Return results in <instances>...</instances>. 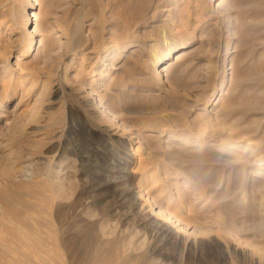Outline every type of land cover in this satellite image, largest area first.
<instances>
[{"label": "rangeland", "instance_id": "1", "mask_svg": "<svg viewBox=\"0 0 264 264\" xmlns=\"http://www.w3.org/2000/svg\"><path fill=\"white\" fill-rule=\"evenodd\" d=\"M25 5L0 0V231H45L19 263L264 264V0H37L30 55ZM140 187L192 233L148 251Z\"/></svg>", "mask_w": 264, "mask_h": 264}, {"label": "bare ground", "instance_id": "2", "mask_svg": "<svg viewBox=\"0 0 264 264\" xmlns=\"http://www.w3.org/2000/svg\"><path fill=\"white\" fill-rule=\"evenodd\" d=\"M216 1H218V0H216ZM25 2H26V5H25V10H28L29 8H31V10H33V14L32 15H34V18H35V25L33 24V22H32V18H31V16L32 15H30V19L29 20H26L25 22H24V26H23V28H24V32L27 34V36H28V40H27V42H26V47H25V49H24V55H30V54H33L36 50H37V46H36V42H37V39H36V34H37V29H38V27L40 26V17H39V12L37 11V9L35 8V6H36V4H37V0H25ZM29 13H30V11H29ZM29 13L26 15L27 17L29 16ZM34 25V26H33ZM178 43V42H177ZM175 43V44H173V45H171L170 47H168V48H166V49H164V51L162 52V54L161 55H159V56H157L156 58H155V64H157L159 61H160V63H163V66L165 65V64H167V62H168V60H170V58H174V56L176 55V59H175V61L174 62H171L172 64L173 63H175V62H177L176 64H180L181 62H183V61H185L189 56H190V54L191 53H193L194 51H195V44L194 45H191V46H187V47H184V48H181V49H178V44H180V43ZM106 55H107V53H106ZM158 72V74H160V73H162V72H164V71H160V70H158L157 71ZM82 89H84V90H86V92H87V94H93V98H94V100H95V102H96V106L98 107V109H100V111L101 112H108V113H110L109 112V110H108V108H107V106L104 104V102H103V100H102V98L101 97H94L95 96V92H94V89H92V88H90V86H87V85H83L82 86ZM212 103V102H211ZM188 142V141H187ZM191 145H196L197 143H195V141L194 140H191L190 142H189ZM262 156V155H261ZM133 184V183H132ZM136 184V183H135ZM53 186V183H52V181H51V187ZM132 186H134V185H132ZM131 187V186H130ZM129 187V188H130ZM136 187H139L137 184H136ZM53 188V187H52ZM132 189H133V187H132ZM131 190V188L129 189V191ZM138 190V192L137 193H139V198L141 199V201H142V205H141V209L140 210H142V217L139 219V222L140 223H142L146 228H147V232L150 234V237H151V241H150V245H149V247H148V251H151V253H154V252H160V251H162L163 249H164V247L169 243V242H174V243H180L181 241H182V237H183V233H192V231H188L187 230V228H188V223H184L176 214H175V212H173V211H167V212H164L163 210H162V207L161 206H163V205H161L160 203H158V202H152L151 204H150V198H149V196H147V194H144V191H143V189H141V187L139 188V189H137ZM52 192L54 193V195H55V198H58V197H61V194L60 193H58V191L55 189V188H53L52 189ZM127 194V193H126ZM124 197V196H123ZM55 200V199H54ZM25 201V200H24ZM77 201H79V200H77ZM122 201H124L123 199H122ZM121 201V202H122ZM27 204V203H26ZM71 205H74V204H76V203H74V201L73 202H71L70 203ZM160 204V205H159ZM5 205V204H4ZM6 206V205H5ZM70 206V205H69ZM135 206V205H134ZM134 206H133V208H134ZM11 207H13V206H11ZM22 208H24V206L22 207ZM9 209V208H8ZM17 209H19V208H17ZM11 210V209H10ZM14 210V209H13ZM13 210H12V212H13ZM5 211V210H4ZM8 211V210H7ZM7 211H6V213H7ZM11 212V213H12ZM14 212H15V210H14ZM13 212V213H14ZM22 212V211H21ZM24 212V211H23ZM61 212V211H60ZM12 213V214H13ZM16 213H18V212H15L14 213V217L16 216L15 214ZM43 213H44V211H43ZM46 213V212H45ZM44 213V214H45ZM28 214V213H27ZM34 214V213H33ZM0 215H2V214H0ZM6 215H8V213L6 214ZM5 215V216H6ZM32 215V214H31ZM54 215V214H53ZM3 216V215H2ZM4 216V217H5ZM9 216V215H8ZM23 216H25V215H23ZM35 216V215H34ZM7 217V216H6ZM10 217V216H9ZM12 217V216H11ZM31 217V216H30ZM55 223H56V226H58V228H57V238H58V242H55L54 241V239L53 238H51V239H53V241L55 242V243H57V245H58V248H59V246H60V244L59 243H61V245L63 246V245H65L66 244V242H67V235L65 234V232H64V224H63V222H62V219L63 218H61L60 217V215L56 212L55 213ZM53 217V218H54ZM74 217H75V221L76 222H79L81 219H83V217H82V215L80 214V213H77V214H75L74 215ZM20 218H22V217H20ZM37 218H39V217H37ZM47 218V217H46ZM52 218V219H53ZM4 219V218H3ZM7 219V218H6ZM16 219V218H15ZM12 220V223L15 221H17L18 222V220L16 219V220ZM23 219V218H22ZM24 219H25V217H24ZM9 220V219H8ZM11 220V219H10ZM9 220V221H10ZM36 220V219H35ZM38 220V219H37ZM36 220V221H37ZM48 220V219H47ZM2 221V220H1ZM6 221V220H5ZM22 221V220H21ZM28 221V219H26V222L25 223H23L22 225H23V231H24V236H23V234H21V236H19V234H18V232H16V230L21 226L20 225V223L21 222H19V227L15 230V233H14V235H13V237L11 236V237H9L10 236V234H9V236H7L6 234H5V232H2V231H0V264H20L19 263V261L20 260H18L19 258H18V256H20V254L22 253L21 252V250L23 249V248H21V247H25V245H27L29 248H36V246H37V244H39L40 243V240L42 239V235L43 234H45L43 231H40V232H43V234L42 235H40L39 234V230H40V228H38L39 226H37V224L35 225V224H33L34 226H36V228H37V230H35V231H33L34 229H31V228H29L28 227V224L27 223H29V222H27ZM30 222L32 221V223H35V222H33V220H29ZM38 221H40V220H38ZM7 222V221H6ZM40 222H42V221H40ZM52 222H54V221H52ZM153 222H155V224L153 225ZM3 223V222H2ZM38 223V222H37ZM13 224H15V223H13ZM48 224H50L49 225V227L51 226V221L48 223ZM48 224L46 225V226H48ZM52 224H54V223H52ZM18 225H16V226H18ZM30 225V224H29ZM8 226H10L9 224H8ZM32 226V225H31ZM34 226H33V228H34ZM41 226V225H40ZM3 227V226H2ZM6 227V226H5ZM11 227V226H10ZM13 227H14V225H13ZM54 227V226H53ZM1 228V227H0ZM21 229H22V227H20ZM42 228H43V226H42ZM41 228V229H42ZM51 229H53L52 228V226L50 227ZM6 230H7V228H5ZM39 229V230H38ZM48 229V228H47ZM9 230H11L12 231V229H9ZM13 230H14V228H13ZM44 230V229H43ZM50 230V229H49ZM18 231V230H17ZM20 231H22V230H20ZM54 231H55V228H54ZM13 232V231H12ZM46 232H48L47 230H46ZM50 232H51V230H50ZM88 232V231H87ZM53 233V232H52ZM71 234V233H70ZM48 235V234H47ZM51 235V234H50ZM69 235V234H68ZM191 235V234H190ZM76 236V235H75ZM81 236H83V234H81ZM49 237V236H48ZM48 237H46V238H48ZM70 237V236H69ZM68 237V238H69ZM73 237V236H72ZM77 237V236H76ZM45 238V239H46ZM56 238V239H57ZM78 238H79V235H78ZM48 239H50V238H48ZM70 239V238H69ZM73 239H75V238H73ZM92 239V238H91ZM186 239V238H185ZM43 240V239H42ZM80 240V239H79ZM187 240V239H186ZM185 240V241H186ZM50 241H52V240H50ZM52 241V243H54ZM74 241H76V240H74ZM90 240H88V242H89ZM95 241V240H94ZM183 241H184V239H183ZM187 241H189V239L187 240ZM83 242H84V240H83ZM92 242V241H91ZM90 242V243H91ZM110 242V241H109ZM20 243H22V245L23 244H25L24 246H20ZM29 243L32 245L31 247L29 246ZM51 243V242H50ZM54 243V244H55ZM84 243H87V242H84ZM89 243V244H90ZM191 243H192V241H190V245H191ZM7 244H9L8 246V248H4V245H7ZM41 244V243H40ZM42 244H44V243H42ZM48 245V244H47ZM50 245V244H49ZM86 245V244H85ZM93 245H94V243H93ZM92 245V246H93ZM95 245H100L99 243L98 244H95ZM107 245V244H106ZM40 246H42V245H40ZM55 246H56V244H55ZM54 246V247H55ZM70 246V245H69ZM91 247V245H88V247ZM102 246V245H101ZM100 246V247H101ZM28 247H25L26 249L28 248ZM45 247V246H44ZM43 247V248H44ZM50 248H52L51 247V245L49 246ZM48 247V248H49ZM53 247V249L55 250L57 247H55L54 248ZM93 247H95V246H93ZM93 247H91V248H93ZM97 247V246H96ZM39 248V247H38ZM42 248V249H43ZM62 248V247H61ZM60 248V250L62 251L63 250V248L61 249ZM105 248V247H104ZM40 249H41V247H40ZM89 249V248H88ZM87 249V250H88ZM100 249V250H99ZM23 250H25V249H23ZM49 250V249H48ZM52 250V249H51ZM59 249H56V252H58L59 251V253L58 254H61L62 255V253H60L61 251H60ZM66 250H68V249H66ZM33 251H35L34 253L36 254V256L37 255H39V256H42L41 254H37V252H36V250L34 249ZM39 251V250H38ZM43 251H45V249H43ZM63 251H65V250H63ZM90 251V250H89ZM24 252V251H23ZM25 252H26V250H25ZM25 252H24V254H25ZM29 251H28V249H27V253L26 254H29L28 253ZM45 252H49L50 254H51V251H45ZM91 252V251H90ZM39 253V252H38ZM40 253H42V252H40ZM55 253V252H54ZM147 253V252H146ZM35 254H34V256H35ZM42 254H45V253H42ZM57 254V253H56ZM55 254V256L56 257H54V258H58L59 256H58V254L56 255ZM30 255V254H29ZM46 255H49L48 253H46L45 254V256ZM66 255V254H65ZM65 255H64V257H65ZM25 256V255H24ZM28 256V255H27ZM27 256H25L24 258H26ZM35 256V257H36ZM39 256H37L36 258L37 259H35L36 261L38 260V257ZM52 256V255H51ZM69 256V255H68ZM87 256V255H86ZM92 256V255H91ZM21 257V256H20ZM50 256H48V258H49ZM52 257V258H53ZM62 256H60V261H61V259H62V261H63V259H64V257H62ZM70 257V256H69ZM114 257H115V251L114 250H109V249H104L103 250V247L102 248H99V247H97V249H96V251H95V254H94V256L92 257V261H91V259H90V255H89V261H91L90 262V264H114ZM21 258H23V257H21ZM20 258V259H21ZM49 259H51V258H49ZM59 259V258H58ZM57 259V260H58ZM85 259V258H84ZM119 259V258H118ZM133 259V258H132ZM23 260V259H22ZM21 260V261H22ZM25 260H27V259H25ZM32 260V259H31ZM31 260H28L27 262L29 263ZM53 260V261H52ZM56 259H51V261L52 262H54ZM85 261V260H84ZM27 262H25V263H27ZM41 262V261H40ZM40 262H38L39 264H40ZM52 262H49L50 264L52 263ZM59 262V260L56 262V263H58ZM86 262V261H85ZM23 263V262H22ZM27 263V264H28ZM34 263V262H33ZM55 262L54 263H52V264H56ZM62 264H65V262L63 263V262H61ZM68 263H69V261H68ZM83 263V262H82ZM120 263V262H119ZM60 264V263H59ZM72 264V263H71ZM84 264V263H83ZM86 264H88V263H86Z\"/></svg>", "mask_w": 264, "mask_h": 264}]
</instances>
